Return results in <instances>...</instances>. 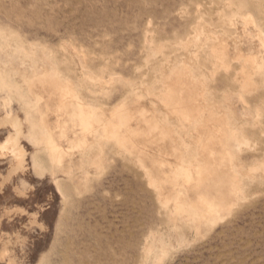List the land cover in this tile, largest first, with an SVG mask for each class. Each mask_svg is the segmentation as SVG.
I'll use <instances>...</instances> for the list:
<instances>
[{"label":"rangeland","instance_id":"374dc122","mask_svg":"<svg viewBox=\"0 0 264 264\" xmlns=\"http://www.w3.org/2000/svg\"><path fill=\"white\" fill-rule=\"evenodd\" d=\"M262 34L264 0H0V264H264Z\"/></svg>","mask_w":264,"mask_h":264},{"label":"bare ground","instance_id":"6f19581e","mask_svg":"<svg viewBox=\"0 0 264 264\" xmlns=\"http://www.w3.org/2000/svg\"><path fill=\"white\" fill-rule=\"evenodd\" d=\"M250 17V16H249ZM245 20V19H244ZM248 20L250 21V23L252 24V21L248 18ZM254 21V20H253ZM247 25V24H246ZM245 28V27H244ZM257 29V28H256ZM247 30V29H246ZM259 31V30H258ZM244 32V31H243ZM246 32H248V31H246ZM260 32V31H259ZM255 33V32H254ZM257 33V32H256ZM246 34V33H245ZM251 34V33H250ZM249 34V35H250ZM249 35H247V37L249 36ZM246 36V35H245ZM262 36H264V34H262ZM250 37H251V35H250ZM255 37V36H254ZM259 38H260V36H259ZM263 39V38H262ZM250 40H251V38H250ZM258 40V39H257ZM261 41V40H260ZM264 41V40H263ZM253 43V42H252ZM221 46V45H220ZM223 46H224V44H223ZM223 46H221L222 48H223ZM251 46H252V44H251ZM260 46H264V44H262V45H260ZM260 46L258 47V48H260ZM216 47H218V49H219V46H216ZM226 47V46H225ZM225 47H224V49H223V51L225 50ZM248 47H250V46H248ZM253 47V46H252ZM262 48V47H261ZM250 49H251V47H250ZM249 49V50H250ZM219 51V50H218ZM225 52V51H224ZM226 52H227V47H226ZM260 52V51H259ZM239 53V52H238ZM225 54H228V53H224L223 55H224V57H225ZM262 54H263V51H262ZM241 56H243V55H241ZM258 56H259V54H258ZM255 57V58H254ZM262 57V56H261ZM243 58H244V56H243ZM251 58V57H250ZM252 58H254L253 59V61H254V63H252V64H254V67H255V64L256 65H259V58L258 57H256V56H254L253 55V57ZM251 58V59H252ZM263 58V57H262ZM245 60H249V57L248 58H246ZM262 60V59H261ZM17 61V60H16ZM251 62H252V60H250ZM225 65V64H224ZM264 66V65H263ZM259 67V66H258ZM253 72H254V70H253ZM167 74H169V73H167ZM181 76V75H180ZM180 80V79H179ZM201 96V95H200ZM202 97V96H201ZM241 99V98H240ZM2 101V100H1ZM3 102V101H2ZM11 103V102H10ZM7 122V123H12L13 125H14V127H16V129H17V135L16 136H14V135H10L9 136V138H8V142L10 143V148H9V150L11 151V153L13 154V156L16 158V161H17V165H15L16 167H15V170H20V169H24V165H25V157H26V153H25V151H24V149H23V147H21V145H20V138L22 137V135H23V125H22V123H21V121L18 119V116L17 115H15L14 113H12V111H11V114H9V115H7L5 118H4V120H2L1 122ZM3 125V124H2ZM6 147V146H5ZM3 151V150H2ZM4 152V151H3ZM6 152V151H5ZM15 161V160H14ZM25 170V169H24ZM3 256V255H2Z\"/></svg>","mask_w":264,"mask_h":264}]
</instances>
